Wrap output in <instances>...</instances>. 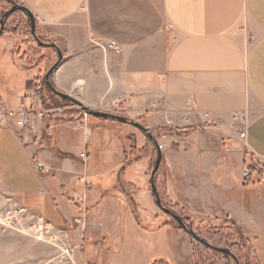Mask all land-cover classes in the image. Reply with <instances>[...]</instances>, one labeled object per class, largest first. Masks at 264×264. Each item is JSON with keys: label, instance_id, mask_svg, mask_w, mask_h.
Returning <instances> with one entry per match:
<instances>
[{"label": "crops", "instance_id": "crops-1", "mask_svg": "<svg viewBox=\"0 0 264 264\" xmlns=\"http://www.w3.org/2000/svg\"><path fill=\"white\" fill-rule=\"evenodd\" d=\"M22 2L37 20L39 35L62 54L52 78L56 88L93 110L121 114L150 129L162 143L170 200L190 218L233 221L253 239L264 264V184L244 180L250 155L264 164V0ZM109 41L119 44L121 54L99 46ZM59 52L45 49L30 69L15 64V89L0 91V103L12 110L36 109L29 93L41 90ZM62 100L45 101L51 112L36 119V132L27 140L12 128L0 130V188L68 228L76 216L70 194L76 178L85 175L93 184L89 235L102 234L117 253L108 264H177L162 231L137 227L128 198L108 194L131 159L129 134L139 150L147 144L146 134L113 120L79 116L77 106ZM246 110L257 114L242 142L232 115ZM86 150L84 164L80 154ZM37 162L52 174L40 173ZM149 167L146 159L125 172V180L139 190L135 201L147 211L146 219L156 206L147 188ZM80 254L77 260L86 264Z\"/></svg>", "mask_w": 264, "mask_h": 264}, {"label": "rangeland", "instance_id": "rangeland-1", "mask_svg": "<svg viewBox=\"0 0 264 264\" xmlns=\"http://www.w3.org/2000/svg\"><path fill=\"white\" fill-rule=\"evenodd\" d=\"M17 5L24 6L22 0H0L1 18L5 15V13ZM29 22L30 20L27 13L20 10L16 11L11 16H9V27L12 26L11 31H8L7 34H3L2 37H0V91L4 93L13 92L15 89V87L14 89L12 87L14 85V81L12 79L13 73L16 71L14 66L15 64L18 70H26L30 69L32 65H36L41 61L39 55L41 54L42 50L38 48L39 45L32 35ZM13 27H17L18 29L15 34V31L12 30ZM38 31L40 30L36 23L37 34ZM43 38L47 41L49 40L48 38ZM6 46L8 49H6ZM36 91L39 92V94L43 97V100L46 102L52 100V98L55 97L50 89V93L45 92L43 85L41 90ZM76 111L79 112V116L84 115L82 109L76 107ZM241 113L246 114V119L244 121L242 118L238 119L232 115L233 119L238 123V133L239 128L244 124H249L252 118L257 114L254 111L250 113L247 110L241 111ZM118 115L122 116L121 114ZM122 127H125L124 129H128L129 132L136 129L132 126L131 128L127 126ZM129 136L132 138L130 147L128 149L131 159L128 160L124 166H122L118 177L119 183H117L116 186L112 188V190L108 191V194L112 193L111 195H121L128 198L130 206L129 213L132 219V215L136 218V222L139 224L137 227L145 228V230L155 229L162 231L160 237L162 238V241H168V243L171 244V254L177 259V264H236L235 260L231 257L226 258L224 255L210 250L202 244L194 242L192 237L188 235L186 231L180 229L179 225L157 205L153 211L155 213H151L153 215H150V218L146 219L147 216L144 213L147 211L142 210L135 201V197L137 196L139 190L136 189L137 187L134 188L125 180V172L128 168L135 167L143 160L149 159L150 167L146 172V179L149 177L151 178V174L157 159V153L153 147L149 145V138L146 146L139 150L137 139L135 138L134 134L130 133ZM88 158L89 156L87 157V161ZM249 158L251 160V165L254 166L258 172L263 174L262 172H264V164L252 158L251 155ZM80 159L84 164L87 163V161H84L82 158ZM169 175L170 172L164 164L163 166H160L155 178L156 187L158 189L162 204L165 208L173 211L185 220L186 216H189V213L185 208L178 204H174L168 196ZM254 179H257V183H261L257 175L253 176V178L247 182L256 183L253 181ZM120 180L122 181L123 186L129 191V196L123 191ZM147 188L152 193L151 183L148 184ZM152 195L156 200L154 193H152ZM10 200L13 199L9 197L4 189L0 188V212L10 205ZM90 205L91 204L89 203L87 221L84 229L79 227L74 222L75 218L73 219L72 224H66L68 225L67 229L72 235L73 245H79L78 251L81 253L80 258L82 259L83 263L108 264V260H113L114 255L116 256L117 253L112 249V247L109 249L107 248L105 237H101L102 234L99 236H95V234L89 235L88 223L89 213L91 211ZM75 212L77 213V211ZM189 220L190 222L192 221L191 223H193V226L191 223H188V225L196 232L198 236L206 239L210 244L216 247L227 248L239 254V259L241 262L240 264H256L254 256L251 252L246 251V249H237V247L234 245V243L237 241H241L237 235L236 229L232 227L229 221H207L202 217H191ZM76 255L73 260H68L61 254L56 246L46 239L45 236L40 235L32 228H27L24 231H17L6 228L3 229L0 227V264H81L77 260Z\"/></svg>", "mask_w": 264, "mask_h": 264}, {"label": "built area", "instance_id": "built-area-1", "mask_svg": "<svg viewBox=\"0 0 264 264\" xmlns=\"http://www.w3.org/2000/svg\"><path fill=\"white\" fill-rule=\"evenodd\" d=\"M99 46L104 50L121 54V48L116 41H109L104 44H99ZM29 95L34 98L37 104L36 109L21 108L18 110H12L7 109L0 103V130L6 127L12 128L24 140H27L30 134L36 132L34 127L36 119L48 114L51 111L45 108V101L38 91L33 90L29 93ZM83 114L84 118L89 117V115L85 112H83ZM233 116L238 119L242 118L243 121L246 119V114H242L241 112H235ZM83 125L85 128L89 129L88 124L83 123ZM248 126L249 124H244L239 128V139L242 142H246L247 140ZM165 137L166 136L163 135L160 140L165 139ZM91 139V135L88 133L85 138L86 146H89ZM158 142L162 148L161 141ZM87 157V151L81 153L80 155V158L84 161H87ZM36 168L44 175L52 174V169L47 167L42 162H37ZM262 173L263 174L258 172L254 166L248 165L246 166L244 172V180L249 181L253 178V176L257 175L259 181L264 184V172ZM92 189L93 184L88 181L85 175H80L77 178L76 187L70 195L71 206L75 211H77V216L75 217L74 222L83 229L87 221L88 201ZM10 201V205L0 212V227L3 229H13L17 231H24L27 228H32L40 235L45 236L50 243L58 248L64 257L70 261L73 260L79 250V245H73L72 235L67 228L56 226L54 223L33 213L27 207L17 203L16 201Z\"/></svg>", "mask_w": 264, "mask_h": 264}, {"label": "water", "instance_id": "water-1", "mask_svg": "<svg viewBox=\"0 0 264 264\" xmlns=\"http://www.w3.org/2000/svg\"><path fill=\"white\" fill-rule=\"evenodd\" d=\"M24 11L25 13H27L30 23H31V30H32V35L35 39V41L38 43L39 46H41L42 48L45 49H54L56 51L59 52L58 47L55 43H46L43 42L41 40V38L39 37V35L36 32V20L34 15L25 7V6H15L13 7L10 11H8L7 13H5V15L3 16L2 20H1V31H0V37L2 36L3 32H4V21L6 18H8L9 16H11L13 13H15L16 11ZM62 61V54L59 52V61L56 62L47 72L46 77H45V82L46 85L48 86V88L50 89V91L57 97L77 106L78 108L82 109L83 112H85L86 114H88L89 116L95 117V118H101V119H109V120H113L119 123H123L126 125H130L138 130H140L141 132H143L144 134H146V136L154 141L157 145L158 148V155H157V159H156V163H155V167L152 171L151 174V179H150V183H151V188H152V192L154 193L155 197H156V205L162 210L164 211L167 215H169L184 231H186V233H188V235H190L193 239L194 242L202 244L206 247H208L209 249L220 253L222 255H227L230 256L232 259L235 260L236 264H240V261L238 260V258L227 248H219L216 247L212 244H210L206 239L198 236L196 234V232L188 225V223L186 222V220H184L182 217H180L179 215H177L176 213H174L173 211L165 208L162 204L158 189L156 187V183H155V178L156 175L158 173V170L161 166L162 163V149L159 145V142L157 139L154 138L153 133L150 129L146 128L144 125L133 121L127 117H123L120 115H116V114H111V113H107V112H102V111H97V110H93L87 106H85L82 102H80L79 100L75 99L73 96L63 93L61 91H59L56 86L54 85V83L52 82V78L54 76L55 71L57 70L58 66L60 65V62ZM120 184L121 187L123 189V191L129 196V191L123 186L122 181L120 180Z\"/></svg>", "mask_w": 264, "mask_h": 264}, {"label": "trees", "instance_id": "trees-1", "mask_svg": "<svg viewBox=\"0 0 264 264\" xmlns=\"http://www.w3.org/2000/svg\"><path fill=\"white\" fill-rule=\"evenodd\" d=\"M29 25L31 26V23L29 22ZM12 27V26H11ZM11 27H9V17L8 18H6V20H5V29H4V33L3 34H7L8 33V31H11ZM17 29V27L16 28H12V30H14L15 32H14V34L18 31V29ZM38 35H39V33H38ZM39 37L41 38V40L43 41V42H47V40H45L41 35H39ZM38 48H40V50H42V51H44L45 49L44 48H42L41 46H38ZM43 87H44V90L45 91H47V92H49V88L47 87V85H46V82H45V80H44V82H43ZM50 93V92H49ZM64 101V100H63ZM64 102H66V103H69V102H67V101H64ZM71 104V103H70ZM149 145H151L152 147H153V149L155 150V152L157 153V155H158V148H157V145H156V143L154 142V141H152V140H149ZM162 162H163V160H162ZM162 166L164 165V163H162L161 164ZM190 217L189 216H186V218H185V220L187 221V223H191L190 222ZM230 223H231V225H232V227L234 228V229H236V232H237V235H238V237H239V239H240V241L241 242H239V241H237L236 243H234V245L237 247V249H242V250H244V249H246V251H248V252H251L252 253V255L254 256V259H255V261H256V264L258 263V264H261V262H260V256H259V253H258V251H257V248H256V245L254 244V241H253V239H251V237H249V236H247L240 228H238V227H236V224L233 222V221H229ZM191 225L193 226V223H191ZM179 228L180 229H182L180 226H179ZM206 248H208V247H206ZM209 249V248H208ZM211 250V249H210ZM230 250V249H229ZM237 258H238V260L240 261V257H239V254H237V253H235V252H233L232 250H230ZM226 258H228V257H230V256H227V255H224ZM241 263V262H240Z\"/></svg>", "mask_w": 264, "mask_h": 264}, {"label": "flooded vegetation", "instance_id": "flooded-vegetation-1", "mask_svg": "<svg viewBox=\"0 0 264 264\" xmlns=\"http://www.w3.org/2000/svg\"><path fill=\"white\" fill-rule=\"evenodd\" d=\"M3 18V17H2ZM1 16H0V31H1V20H2ZM6 20V19H5ZM4 29H5V21H4ZM4 33V32H3ZM3 35V34H2ZM2 37V36H1Z\"/></svg>", "mask_w": 264, "mask_h": 264}]
</instances>
